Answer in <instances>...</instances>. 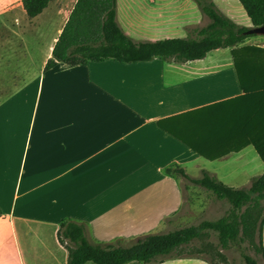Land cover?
I'll return each instance as SVG.
<instances>
[{"label": "crops", "instance_id": "crops-1", "mask_svg": "<svg viewBox=\"0 0 264 264\" xmlns=\"http://www.w3.org/2000/svg\"><path fill=\"white\" fill-rule=\"evenodd\" d=\"M74 2L48 0L28 17L21 0H0V264H66L55 234L65 217L83 222L90 241L171 229L185 187L196 184L166 167L191 176L205 168L230 186L264 169V58L253 65L248 51L236 52L239 79L228 47L185 61L44 68ZM213 2L251 24L238 0ZM116 20L133 39L153 40L207 18L193 0H116ZM258 36L238 45L264 46ZM260 239L264 249V217ZM153 264L214 263L178 254Z\"/></svg>", "mask_w": 264, "mask_h": 264}, {"label": "trees", "instance_id": "trees-1", "mask_svg": "<svg viewBox=\"0 0 264 264\" xmlns=\"http://www.w3.org/2000/svg\"><path fill=\"white\" fill-rule=\"evenodd\" d=\"M207 21L202 25L186 26L183 36H172L153 40H135L127 35L116 20V0H75L47 57L44 68L57 61L75 64L87 60L112 58L128 62L148 60L158 56L164 60L185 61L204 56L211 48L228 47L240 77L235 61L238 51H248L249 64L256 65L264 58V46L240 44L250 34L251 26L264 24V0H238L247 14L250 25L234 22L221 12L213 0H193ZM48 0H21L28 17L37 14ZM252 58V59H251ZM247 60V59H245ZM264 162V153L259 151ZM168 173L176 172L187 181L210 190L218 198H224L228 207L214 219H201L164 232H146L136 235L128 242L90 241L84 234L81 221L65 217L58 222L56 239L67 252L66 264H123L138 260L153 264L176 256L171 252L198 237L206 230L215 232L221 247L232 242L240 246L246 241L255 255L264 259L260 230L264 217V169L249 177L248 182L230 186L220 181L214 173L199 169L197 176H191L182 167H166ZM178 255V254H177ZM244 264H258L255 255L240 250Z\"/></svg>", "mask_w": 264, "mask_h": 264}, {"label": "rangeland", "instance_id": "rangeland-1", "mask_svg": "<svg viewBox=\"0 0 264 264\" xmlns=\"http://www.w3.org/2000/svg\"><path fill=\"white\" fill-rule=\"evenodd\" d=\"M246 37L248 39H255L259 36L255 33L247 35ZM260 39L263 40V38ZM12 45L15 49V42H13ZM1 49L2 47L0 45V50ZM8 86L9 85L5 86V88H8ZM22 107V115H25V117L30 116L32 113L31 100L24 102ZM11 108L15 109L16 104L12 103ZM48 184L49 183L45 184V186H48ZM18 200L19 197L15 199V205H17ZM227 207V201L224 198L216 197L210 190L199 185L186 186L181 209L177 214V218L174 219L172 224H169V228L197 223L201 219H214L223 214ZM240 250L255 255L254 251L246 241L241 242L240 246L230 242L225 247H221L215 232L212 230H206L200 236L194 237L187 244L173 250L171 254H199L209 258L214 264H244L240 255ZM255 256L256 259L258 258V263L263 264L260 253L257 252ZM89 264L94 263L91 262Z\"/></svg>", "mask_w": 264, "mask_h": 264}, {"label": "water", "instance_id": "water-1", "mask_svg": "<svg viewBox=\"0 0 264 264\" xmlns=\"http://www.w3.org/2000/svg\"><path fill=\"white\" fill-rule=\"evenodd\" d=\"M246 32L248 33H257L262 34L264 36V24L257 25V26H251L249 27Z\"/></svg>", "mask_w": 264, "mask_h": 264}]
</instances>
